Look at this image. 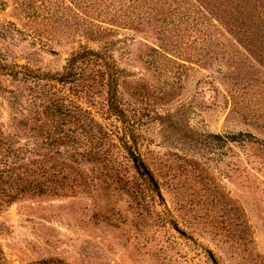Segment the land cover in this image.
<instances>
[{
  "label": "rangeland",
  "instance_id": "1",
  "mask_svg": "<svg viewBox=\"0 0 264 264\" xmlns=\"http://www.w3.org/2000/svg\"><path fill=\"white\" fill-rule=\"evenodd\" d=\"M102 3L0 0V159L13 182L54 170L65 186L0 208L3 264H264V1L249 34L194 2L204 16L188 7L166 37L122 27L96 41L83 22L110 17ZM105 46L115 80L93 70L82 92L57 86L101 128L64 127L67 144L49 150L24 122L40 111L35 77ZM77 135L102 138L107 161Z\"/></svg>",
  "mask_w": 264,
  "mask_h": 264
},
{
  "label": "trees",
  "instance_id": "2",
  "mask_svg": "<svg viewBox=\"0 0 264 264\" xmlns=\"http://www.w3.org/2000/svg\"><path fill=\"white\" fill-rule=\"evenodd\" d=\"M193 1L199 4L205 12H208L205 6L212 3L213 6H210L218 20L221 21V26H225L230 32L236 30H232L235 23L240 24L237 27L243 34L252 33L257 28L255 26L254 29H251L250 26V22H253L250 4L258 0H206L209 4H206L204 0ZM191 2L192 0H104L102 4L106 7L107 14H110V17L102 20L103 22L90 19L83 22V24L96 41H103L108 37L107 34L113 31L112 29L122 27L123 29L128 27L139 29L143 26H148L156 31L157 34L166 37L169 34L180 31L184 24V19L189 13L188 7L194 11V15H203L202 11L193 4L194 2ZM103 25L109 28H104ZM240 30L236 32H241ZM157 49L160 50L162 48ZM114 62L113 57L108 54L106 46L101 51L81 49L70 56L61 74L56 76L46 74L35 77L38 81L42 80L45 83L43 86L45 90L41 93L38 106L40 111L38 113L35 112L33 118H24V122L30 123L31 126L46 129V137L43 140L44 145L49 150L58 151L59 147H64L67 144L69 137L66 134L61 135V129L64 127L73 126L76 129L75 132L88 130L91 133L93 127L101 128L87 111L69 101L68 97L59 95L61 91L57 86H69L76 94L82 92L83 84L90 78L88 74L93 70L100 78L106 77L109 81L115 80L116 76L112 74ZM110 110L116 114L115 116L119 117L118 109L114 104L111 105ZM74 141L76 145L81 146L84 144L89 149L88 158L93 162L103 163L105 160L107 161V152L101 153L102 138L92 135L90 141H87L86 138L84 141L83 138L77 135ZM132 159L134 166L137 167L136 159L134 157ZM5 161V157H1L0 208L3 205H10L15 199L24 195L59 196L63 192L65 186L58 185L57 177L54 176L61 174L59 173L60 171L57 173L54 170L50 172L44 170L45 182L41 185L26 183L27 180L24 179H17L13 182L12 177L9 178L6 175L9 173L10 167H7ZM64 177L62 179H65ZM7 179H9L10 186H15V189L5 187ZM3 260V254L0 249V264H3Z\"/></svg>",
  "mask_w": 264,
  "mask_h": 264
},
{
  "label": "water",
  "instance_id": "3",
  "mask_svg": "<svg viewBox=\"0 0 264 264\" xmlns=\"http://www.w3.org/2000/svg\"><path fill=\"white\" fill-rule=\"evenodd\" d=\"M145 173H146V176L148 177V179H149L150 181H153L151 175H150L147 171H146Z\"/></svg>",
  "mask_w": 264,
  "mask_h": 264
}]
</instances>
